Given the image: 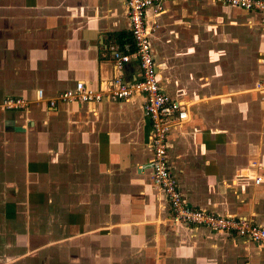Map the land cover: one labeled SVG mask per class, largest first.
I'll return each mask as SVG.
<instances>
[{"label": "crops", "instance_id": "0c3cea01", "mask_svg": "<svg viewBox=\"0 0 264 264\" xmlns=\"http://www.w3.org/2000/svg\"><path fill=\"white\" fill-rule=\"evenodd\" d=\"M260 13L165 0L154 18L159 86L187 110L167 166L188 206L264 227V26ZM123 0H0V264H264V247L168 221L152 190L143 98L47 100L115 74ZM134 60L120 77L136 76ZM36 89L44 100L34 101ZM260 177L258 183L254 178Z\"/></svg>", "mask_w": 264, "mask_h": 264}, {"label": "built area", "instance_id": "2783aa9c", "mask_svg": "<svg viewBox=\"0 0 264 264\" xmlns=\"http://www.w3.org/2000/svg\"><path fill=\"white\" fill-rule=\"evenodd\" d=\"M165 0H123L129 23V38L121 45L109 47L110 58L115 69L109 85L90 89L80 81L72 88L59 91L47 100L48 107L57 102L96 104L102 99L127 100L132 94L143 98V109L150 123L149 145L151 158L146 167L150 170L152 190L164 196L168 210V221L172 225H190L205 228L214 233H225L242 237L251 243L264 247V227L256 225L240 216L221 215L193 208L186 204L177 189L176 182L167 166V138L172 128L179 127L187 120V110L178 100L169 97L159 86V74L155 69L152 45L156 28L154 18L163 11ZM210 2L235 7L245 12L260 13L258 23L264 26V0H208ZM134 60L138 65L135 77L123 82L120 72L123 64ZM264 63V57L260 59ZM256 82L257 89L263 87ZM44 100L41 89H36L34 101ZM28 101L21 97L8 96L0 101V109L22 110ZM260 177L254 178L258 183Z\"/></svg>", "mask_w": 264, "mask_h": 264}]
</instances>
